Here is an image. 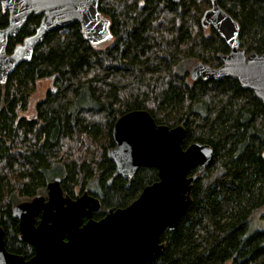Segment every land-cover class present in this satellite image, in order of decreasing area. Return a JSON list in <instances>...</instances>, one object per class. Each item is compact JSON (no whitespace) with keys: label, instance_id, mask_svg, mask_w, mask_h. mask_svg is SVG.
Segmentation results:
<instances>
[{"label":"trees","instance_id":"1","mask_svg":"<svg viewBox=\"0 0 264 264\" xmlns=\"http://www.w3.org/2000/svg\"><path fill=\"white\" fill-rule=\"evenodd\" d=\"M240 25L241 45L264 52V0H217ZM212 0H100L111 40L92 44L79 22L50 32L6 81H0V212L7 249L31 257L19 238L13 207L61 178L65 194L98 197L108 208L126 207L159 179L155 167L133 177L115 176L107 157L118 117L147 109L158 124L184 125V147L210 144L215 158L193 181V202L174 230H166L163 254L145 264H264V230L248 234L264 206V104L231 78L194 79L191 65L219 66L229 46L202 26ZM32 15L10 39L11 53L36 33ZM9 14L0 3V27ZM52 83L25 110L40 80Z\"/></svg>","mask_w":264,"mask_h":264},{"label":"water","instance_id":"2","mask_svg":"<svg viewBox=\"0 0 264 264\" xmlns=\"http://www.w3.org/2000/svg\"><path fill=\"white\" fill-rule=\"evenodd\" d=\"M179 3L181 0H172ZM9 22L0 27V81H6L22 63L30 60L46 36L63 26L79 22L84 35L96 45L111 40L110 22L100 12V0H0ZM41 23L32 36L11 53L8 45L32 15ZM213 28L230 51L219 54L221 64L196 61L194 79L231 78L254 92L264 104V52L247 51L241 45L240 25L217 2L201 18ZM186 128L158 124L147 109H134L117 118L112 129L114 146L107 151L115 164V176L133 177L142 167H155L159 179L144 187L128 206L102 209L101 200L84 191L76 197L64 193L61 178L47 184V194H36L13 207L19 238L34 247L26 258L7 249L0 212V264H145L166 249L162 234L174 230L193 202V181L215 158L214 148L193 142L184 147ZM264 159V152H263Z\"/></svg>","mask_w":264,"mask_h":264},{"label":"rangeland","instance_id":"3","mask_svg":"<svg viewBox=\"0 0 264 264\" xmlns=\"http://www.w3.org/2000/svg\"><path fill=\"white\" fill-rule=\"evenodd\" d=\"M210 28V27H209ZM209 28H207L209 30ZM192 66V65H191ZM52 87L50 80H40L35 88L33 95L29 98L25 110L21 109L20 114L32 117L35 114L36 103L43 99L47 90ZM264 230V206L261 207L253 216L249 228L248 234H252L255 231Z\"/></svg>","mask_w":264,"mask_h":264}]
</instances>
